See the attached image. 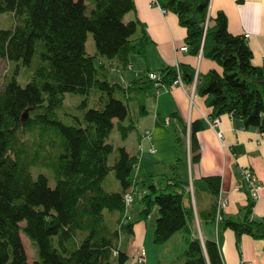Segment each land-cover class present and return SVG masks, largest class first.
Instances as JSON below:
<instances>
[{"label":"trees","instance_id":"1","mask_svg":"<svg viewBox=\"0 0 264 264\" xmlns=\"http://www.w3.org/2000/svg\"><path fill=\"white\" fill-rule=\"evenodd\" d=\"M210 4V0H161L162 8L177 15L186 28L189 53H203L222 68V73L197 77L195 69L180 65L183 81L191 85L198 78V94L206 98L213 121L229 114L246 128L264 133V64H253L248 41L229 31L224 12L209 18ZM134 10V0H0V15L14 16L11 29H0V59L20 62L28 52H37L50 60L37 68L26 86L13 77L0 90V264H29L22 234L35 250L36 264L129 261L122 247L134 236L136 222L128 216L124 196L131 189L136 192L142 169L139 159L124 147L110 165L115 149L108 140L115 128L122 140L136 129L132 123L125 125L129 102L144 101L134 94L136 85L153 83L146 75L126 86L111 82L109 75L114 68H127L132 55L146 58L151 40L146 33L137 36L144 30L142 24L125 22ZM90 32L105 62L87 52ZM160 74L171 85L177 68L168 67ZM72 90L85 100L82 117L72 116L76 123L66 125L55 113ZM92 94L97 106L88 108ZM203 128L201 121L191 126L192 162L200 161L197 133ZM170 167L177 170L176 165ZM37 168L50 170L55 185L47 174L35 175ZM110 173L120 187L117 192L104 188ZM151 176L141 177L145 188L140 217L146 220L158 208L154 244L161 247L184 233L183 264H224L217 242L193 235L195 211L184 202L187 183L176 173L166 188H159L146 184ZM202 183L214 198L210 219L215 224L222 179L210 176ZM254 207L249 198L239 217L224 215L220 224L222 230L236 234L238 246L244 235L264 243V219L254 218Z\"/></svg>","mask_w":264,"mask_h":264},{"label":"crops","instance_id":"2","mask_svg":"<svg viewBox=\"0 0 264 264\" xmlns=\"http://www.w3.org/2000/svg\"><path fill=\"white\" fill-rule=\"evenodd\" d=\"M210 1L209 18L213 20L219 12H224L232 34L237 36L251 34L247 41L253 52V64L263 66L264 0ZM134 2L135 10L125 16V22L139 21L144 30L141 29L137 36L141 37L146 33L151 43L147 47L146 58L138 55L130 57L131 70L119 67L110 72L111 82H120L127 86L150 72L161 73L168 67L180 65L195 69L197 77L211 71L222 73L221 66L203 53L194 56L180 51L185 44L187 30L180 25L177 15L172 12L163 13L158 7L151 5V0H134ZM210 24L213 26L214 22L210 21ZM99 62L105 60L99 59ZM111 74H115L114 79L111 78ZM143 82L145 84L136 85L134 91V94H138L137 96L144 100L137 101L139 118L134 120L129 115L125 121V125L132 123L136 129L126 140L121 139L120 147H124L131 156L139 159L141 169L144 168L143 176H147L151 174L145 170L147 163L151 166L175 165L177 159H180L177 158L179 157L177 146H180L187 159L186 171L181 172L180 164H176L177 177L179 181L187 183L185 206L193 207L195 211L193 235L200 237L203 242L206 240L217 242L224 264H264L263 241L244 235L238 246L236 234L232 230H222L221 227L217 229L211 222L214 198L202 183V179L206 177L220 176L221 193L227 201L225 216L237 218L249 203V195L238 187V180L244 168L253 169L263 183L261 197L255 203L253 216L258 220L264 219V133L256 128H246L242 120L229 114L217 118L218 125L212 127V109L207 105L206 98L198 94L194 83L185 84V88L157 90L153 84L147 83V80ZM167 119L170 120L168 125L165 124ZM196 121H201L204 128L197 133L200 161L192 162L190 136L191 126ZM169 128L174 131H169ZM147 131L151 132L152 140L144 137ZM152 144L155 145L156 153L150 151ZM174 177L171 176L169 179ZM116 186L117 183H114V187ZM139 221L142 219L140 218ZM154 229L155 221L151 228L148 225L145 228L140 225L138 231H144V234L138 235L135 227L131 240L128 243L124 241L122 249L129 256L127 247L133 241L137 247L132 250L135 258L133 264H136V259L141 255L142 250L146 251L145 264H175L176 259L177 264H183L185 234H176L166 244L150 252L144 246L148 234L154 237Z\"/></svg>","mask_w":264,"mask_h":264},{"label":"rangeland","instance_id":"3","mask_svg":"<svg viewBox=\"0 0 264 264\" xmlns=\"http://www.w3.org/2000/svg\"><path fill=\"white\" fill-rule=\"evenodd\" d=\"M14 25V16L12 13H4L0 15V29L7 30L11 29ZM87 52L91 56H97V62H99V59H102L98 52V45L95 43L94 40V32H90L88 35V42H87ZM132 57H136V55H132ZM139 59V58H136ZM50 60L48 57L42 55L41 53L37 52H28L26 56L20 61V62H10L6 59H0V90H2L10 80L15 77L18 81V83L21 86H26L34 77L35 71L38 67L41 65L47 64ZM118 69V68H116ZM112 73V71H111ZM115 74H111V78L114 79ZM48 88V87H46ZM85 100V97L74 92L73 90L65 95V101L63 106L56 111L55 116L57 119L61 120L66 125H74L75 119L72 116L78 117V115H81L82 117V110L80 109V106H82L83 101ZM88 108H95L97 105V98L92 94L90 97L87 98ZM129 108H130V117L134 120H137L139 118V104L137 101H131L129 102ZM41 111H37V113H41ZM173 129L169 128V131H172ZM174 131V130H173ZM108 142L114 146V153L111 155L109 159L110 165H113L118 158L119 152L118 149L122 144L121 136L117 128L114 129L112 132ZM178 149V156L177 158L180 159L174 163L175 165L180 164V171L185 172L186 171V157H184V151L181 149L180 146H177ZM154 158V156L152 157ZM155 162V161H153ZM147 169L146 171H149L152 173L151 177H146V184H155L159 188H166L168 185V179L171 176H175L178 172L176 169H172L169 166L164 165H153L151 166L149 163L146 164ZM35 175H38L39 173L47 174L51 185H55V181L53 178L52 173L50 170H47L45 168H37L34 169ZM144 168L141 172V177L143 176ZM136 174V171L134 172V175ZM139 179V183L136 186V194H135V204L128 208L127 212L129 213V217L131 220L135 221V227L137 234H144V231H138L141 227H146L148 225L150 228L154 225V221L156 222V219L159 216L158 208L155 207L149 216L148 219L139 221L140 220V213L144 208L143 203L141 202V196L142 192L144 190V179ZM114 183H117V186L114 187ZM104 188L111 192H117L119 191L120 187L118 186V182L115 179L114 173H110L108 178L105 180ZM138 192V193H137ZM138 194V197H136ZM25 225L24 223L22 224ZM155 230V229H154ZM139 232V233H138ZM137 235V236H138ZM126 236H124L125 238ZM143 237V235L138 236ZM22 241L23 245L25 247V251L28 256L29 264H36V253L34 248L32 247L30 241L27 239L25 235L22 234ZM129 241L127 240V243ZM137 248L134 244V241L127 247V252L130 254L129 261L126 264H133V261L135 258L133 257V249ZM146 250L152 252L153 249H157V247L154 244V237H151V234L146 239V244L144 246ZM146 252V251H145ZM177 259L175 261V264H177Z\"/></svg>","mask_w":264,"mask_h":264},{"label":"built area","instance_id":"4","mask_svg":"<svg viewBox=\"0 0 264 264\" xmlns=\"http://www.w3.org/2000/svg\"><path fill=\"white\" fill-rule=\"evenodd\" d=\"M151 5L154 7H158L163 13H167L169 11L164 10L161 6V0H151ZM210 25V21L209 24ZM245 39L248 40L251 37V34L246 33L244 35ZM181 52L184 53H189V47L186 44H183V46L180 49ZM177 68V76L176 79L172 82L171 85H167L163 82L162 80V76L160 73L157 72H150L148 73V79L153 83V86L157 89V90H169L172 87H182L185 88V83L183 81V77H182V73L181 70L179 68V66H176ZM116 68L112 69L115 70ZM128 70H131L132 67L129 65L127 67ZM198 83V78L195 79L194 81V87L196 88ZM170 123V120L167 119L165 124L168 125ZM219 123L218 119H215L212 123V127L217 126ZM221 136V135H219ZM144 137L152 140V134L150 131H147L144 134ZM151 153H156V148L155 145L152 144L151 147ZM137 171V168H136ZM238 187L245 191L248 195L249 198L252 199V201H254L255 203L257 202V200H259V198L261 197V191L263 189V183L261 182V180L259 179L258 175L256 174L255 171H253V169L251 168H244L241 171L239 180H238ZM191 191V190H190ZM125 204L127 207V210L129 207H131L132 205L135 204V191L134 190H129L125 196ZM227 207V201L224 199L223 194L219 193L218 199H217V217H216V221H215V226L218 229L220 227L221 222L224 219V211ZM146 262V252L145 250L141 251V255L136 259V264H145Z\"/></svg>","mask_w":264,"mask_h":264}]
</instances>
